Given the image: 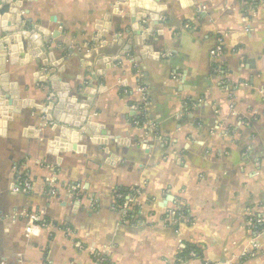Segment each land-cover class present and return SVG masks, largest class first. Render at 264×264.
I'll return each instance as SVG.
<instances>
[{
	"label": "crops",
	"instance_id": "obj_1",
	"mask_svg": "<svg viewBox=\"0 0 264 264\" xmlns=\"http://www.w3.org/2000/svg\"><path fill=\"white\" fill-rule=\"evenodd\" d=\"M15 1L48 31L55 76L90 101L96 131L60 149L42 111L8 107L0 264H264V0H158L144 59L120 55L139 26L127 0ZM5 68L19 99L43 106L34 62ZM118 194L134 195L124 217ZM35 215L47 225L28 231Z\"/></svg>",
	"mask_w": 264,
	"mask_h": 264
},
{
	"label": "water",
	"instance_id": "obj_2",
	"mask_svg": "<svg viewBox=\"0 0 264 264\" xmlns=\"http://www.w3.org/2000/svg\"><path fill=\"white\" fill-rule=\"evenodd\" d=\"M9 1L0 0V135H4L6 130L9 118L7 109L9 106H14L15 110L30 106L42 111L48 123L52 124L55 122L60 126V137L55 141L59 142L60 149H69L68 138L74 144L80 140L83 133L96 131V128L91 126V119L87 114L90 101L83 100L78 103L74 96L69 95V85L62 83L55 76L57 64L46 47L49 41L48 31L41 26L24 21V16H21L15 10L18 3L15 0L10 3ZM157 1H126L125 4L129 8V14L134 18L132 22L137 20L139 26L136 30L125 31V34L129 36L124 41V46L120 52L121 56L130 53V48L132 47H140L139 55L142 59L146 58L147 50L151 51L149 46L150 38H148L151 35V31L146 30L145 20L149 19L153 23L159 21L164 7L158 5ZM136 10L141 12H136ZM97 30L100 31L98 38L101 40L108 35L107 24L103 29L97 27ZM117 43L121 44L122 41L118 40ZM6 58H8L10 66L34 62L37 68L34 77L38 78L40 83L45 84L48 90L43 106H34L31 101L19 99L17 86L9 82L8 74L6 73ZM20 59H22V62H20ZM106 59L105 70L97 72L98 75H104L106 70L112 68L114 63L119 61V57ZM58 70L60 71L61 68ZM90 76L92 80L96 79L95 75L90 74ZM80 90L81 87H78L75 90V94H79ZM82 93L84 97L89 99V96L94 94L90 88H82ZM85 125L87 128L83 127ZM53 145L54 143H50V148Z\"/></svg>",
	"mask_w": 264,
	"mask_h": 264
},
{
	"label": "built area",
	"instance_id": "obj_3",
	"mask_svg": "<svg viewBox=\"0 0 264 264\" xmlns=\"http://www.w3.org/2000/svg\"><path fill=\"white\" fill-rule=\"evenodd\" d=\"M245 1H248L250 3V2L257 1V0H245ZM222 51H223V39L219 38L214 48L211 50L210 55L212 57H217L223 54ZM31 189H32V183L29 181L28 178H21L16 186L17 191L20 190L23 192H29ZM68 190L72 194H79L81 191V188L79 185H70L68 186ZM117 198L118 200H123L124 198L123 202L120 205L121 206L120 214L124 217L128 214L130 207L135 205L134 195L133 196L131 195L122 196L121 194H118ZM171 215L173 216L175 215V213L171 212ZM32 220L33 222H30V226L27 228L28 231H30V229L34 227V223H38L37 224L38 227H45L47 225L46 222L41 220L40 217L37 215L32 216Z\"/></svg>",
	"mask_w": 264,
	"mask_h": 264
},
{
	"label": "trees",
	"instance_id": "obj_4",
	"mask_svg": "<svg viewBox=\"0 0 264 264\" xmlns=\"http://www.w3.org/2000/svg\"><path fill=\"white\" fill-rule=\"evenodd\" d=\"M125 193V191H124ZM262 227V226H261ZM192 248L190 246H184V251L187 253L191 250Z\"/></svg>",
	"mask_w": 264,
	"mask_h": 264
}]
</instances>
